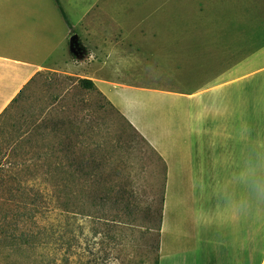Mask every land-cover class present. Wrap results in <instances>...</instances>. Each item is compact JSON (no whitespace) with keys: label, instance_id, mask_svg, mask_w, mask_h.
Wrapping results in <instances>:
<instances>
[{"label":"rangeland","instance_id":"rangeland-1","mask_svg":"<svg viewBox=\"0 0 264 264\" xmlns=\"http://www.w3.org/2000/svg\"><path fill=\"white\" fill-rule=\"evenodd\" d=\"M21 1L30 20L54 18L62 27L56 0ZM58 2L69 22L86 15L85 25L71 48L51 51L54 58L65 50L73 76L40 74L0 120V264H158L164 163L114 106L113 91L95 83L188 96L198 173L207 183L214 175L215 187L228 174L240 195L238 173L249 160L264 161V0ZM49 46L39 40L30 49ZM243 50L246 71L263 68L246 92L227 86ZM212 163L218 172L208 171ZM171 195L165 243L177 237L191 246L190 204ZM176 227L182 233L169 235ZM243 228L248 263L264 264V204L253 206Z\"/></svg>","mask_w":264,"mask_h":264},{"label":"crops","instance_id":"crops-1","mask_svg":"<svg viewBox=\"0 0 264 264\" xmlns=\"http://www.w3.org/2000/svg\"><path fill=\"white\" fill-rule=\"evenodd\" d=\"M54 2L63 18L61 28L58 27V19L30 20L26 2L0 0V120L12 114L17 104L28 97L34 79L40 74L56 72L73 76V67L69 57L64 54L65 50L54 58H51V51L67 45L72 47L73 42L77 40V28L83 26L86 15L76 22H69L61 11L58 0ZM41 35H45L44 38H41ZM39 40L48 41L49 48L30 49L31 44ZM241 56L244 58L243 63L237 75L233 65L235 75L230 77L227 86L242 84L241 89L246 92L248 89L244 84L263 68L246 71L245 64L249 62L250 55L243 50ZM230 72L231 68L229 75ZM95 85L105 95L107 90L113 91L114 106L164 163V199L161 209L158 264H250L247 229L243 228L247 217H238L227 200L217 194L221 190L232 192L235 188L234 178L231 179L226 174L224 184L215 187L214 175L211 174L207 183L205 175L198 173L188 96L137 85L123 86L114 81L97 80ZM248 107L253 108L251 104H248ZM262 116L264 108L258 116L260 122H264ZM251 118L255 119L254 116ZM243 120H250L249 112L247 114L244 111ZM214 166L216 165L213 163L209 164L208 171L213 173ZM200 169L207 170L204 167ZM226 171H231L230 165H227ZM207 188H210L209 196ZM172 192L178 194L177 203L190 204L188 237L191 238V246L180 245L177 237L172 243H165V233L171 229L168 227L171 219L168 209ZM204 203L208 205L206 209ZM179 233H182V230H177L176 227L169 235L175 236Z\"/></svg>","mask_w":264,"mask_h":264},{"label":"clouds","instance_id":"clouds-1","mask_svg":"<svg viewBox=\"0 0 264 264\" xmlns=\"http://www.w3.org/2000/svg\"><path fill=\"white\" fill-rule=\"evenodd\" d=\"M237 183L243 192L221 190L217 194L223 196L238 217L250 215L254 205L264 204V161L249 160L237 175Z\"/></svg>","mask_w":264,"mask_h":264},{"label":"trees","instance_id":"trees-1","mask_svg":"<svg viewBox=\"0 0 264 264\" xmlns=\"http://www.w3.org/2000/svg\"><path fill=\"white\" fill-rule=\"evenodd\" d=\"M77 82H78V86L82 89L95 90V86H94L93 82L89 79H79ZM162 201H163V198L159 202V211L157 214L159 219H160V215H161L160 213H161V209H162ZM158 228H160V222H159Z\"/></svg>","mask_w":264,"mask_h":264}]
</instances>
